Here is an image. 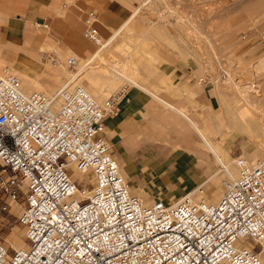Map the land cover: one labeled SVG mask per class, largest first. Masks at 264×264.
<instances>
[{"label": "built area", "instance_id": "obj_1", "mask_svg": "<svg viewBox=\"0 0 264 264\" xmlns=\"http://www.w3.org/2000/svg\"><path fill=\"white\" fill-rule=\"evenodd\" d=\"M99 18L89 9L83 28L97 44ZM125 91L99 101L75 80L53 93L24 91L12 66L0 69V191L23 194L27 240L14 249L0 242V264H264V159L238 154V174L217 202L196 193L145 201L130 191L106 133Z\"/></svg>", "mask_w": 264, "mask_h": 264}, {"label": "rangeland", "instance_id": "obj_2", "mask_svg": "<svg viewBox=\"0 0 264 264\" xmlns=\"http://www.w3.org/2000/svg\"><path fill=\"white\" fill-rule=\"evenodd\" d=\"M26 1L28 3L25 2L24 5H16L17 8L13 9L12 16L6 15L4 17L11 24H20L24 30L26 29L29 38L26 40L25 48L19 49L9 42L13 34L9 35L5 29H0V42L7 43V46H4L1 50L0 55L4 62L0 63V69L5 65L13 66V64L17 68L16 63L21 60L18 53L19 51L24 52L31 58L32 63L23 59L21 61L24 63L21 64L22 68L30 73H36L37 79L50 90L48 92H54L69 80L68 78L79 74L78 66H69L68 57L71 55L76 56L75 52L87 55L93 49L99 47V44L91 41L83 34L84 17L88 9L95 8L98 10L101 25L104 20V11L108 13L112 8L113 12H110V15L106 17L115 20V26H119L135 10L140 11L136 14L135 20L133 18L131 28L134 27V29H128V32H124L129 39L124 33L121 34L115 41V48L120 45L130 46L133 58L136 59L135 62L139 60L142 62H136L141 75L157 81L163 79V82H161L163 89L172 95L174 94L173 79L164 75V72L160 70V65L168 68L169 63H182V61L191 64L194 70H190L192 72L190 78L194 77L193 79L196 81L208 83L207 87L215 86L221 97V107L210 110L207 106L192 101L190 103L192 109H186L190 114V116L188 115L189 118L194 119L197 123L198 120L213 119L214 124L208 128L209 131L206 129V132L211 133L209 137L214 144H220L218 139L226 137L230 140L231 137L238 136L234 143V152L225 148L226 146L223 147L226 155L229 156L228 165L232 169L234 168L236 174L235 157L238 154L246 155L253 163H256L259 159H264V37L262 36L264 33V0H198L199 2L194 5H188L180 0H166L167 4L165 0H163L164 2L162 0H95L94 3L92 1L89 3V0H86L85 7L81 6L83 0ZM33 2H35L34 11L32 17L28 19L24 9ZM44 2L50 4L54 13L57 10L60 13L64 12V7L68 9V12L69 10L76 11L84 8L83 23L79 35L81 39L86 41L83 48L73 47L67 44L65 40H60L52 35L53 26L51 21L57 19V17L44 7H38L40 5L38 3ZM77 4L81 7L79 8ZM255 6L258 7L253 10ZM0 13L2 12L0 11ZM74 18H76L75 15ZM45 20L49 22L48 27L38 24V22ZM75 20L73 19V21ZM182 21L183 23H181ZM191 27L193 29L190 32ZM101 32L103 39H107L113 33L103 27H101ZM165 33L170 37L166 36ZM45 36L51 37L48 39L49 41H45ZM18 37V39H23L21 36ZM126 39L128 42L130 41V44L127 43ZM124 40L125 42H123ZM148 52H151V54ZM52 57L58 58V63L53 62ZM140 57L142 59H139ZM32 59H37L40 63H34L35 61ZM221 63L225 68H220ZM200 76L205 77V81H200ZM83 77L86 78V75L79 74L75 81L82 84ZM165 83L169 84L170 87L165 88ZM123 86H126V92L131 89L130 85L124 84V81H120L118 85L106 93L96 90L95 85L90 86V88L96 92L97 99L103 101L108 95ZM188 86L190 85L187 84ZM161 106L166 107L162 104ZM199 109L201 110L199 111ZM260 109L262 110L260 111ZM167 110L169 109L166 107V113L171 112ZM180 117V120H178L185 128L184 130L191 131L190 127L185 125L184 118ZM164 118L167 121H172L169 116ZM222 121L223 125H221ZM181 125H177V127H181ZM177 127L168 124L165 128L154 130L149 136H146L151 139L153 147L158 145L166 147L168 153H170L174 151L172 148L174 144L178 145V141H180L181 132L180 129H176ZM107 132L109 131L107 130ZM183 139L190 141L191 137L187 136ZM172 140L175 141L172 142ZM240 146L244 150L238 152ZM219 167L215 164L212 169L216 170ZM218 175H220V183L217 189L220 198L224 192V180L229 176L225 170H220ZM158 176L163 178L165 175L158 172ZM128 183L130 184V181ZM165 183L167 185L171 184L170 180ZM198 184L200 182L194 184L191 188L196 187ZM133 189H135V186L131 188V191ZM190 191L188 190L185 194ZM169 193L163 192L158 197L161 196L167 201ZM196 194L201 196L198 192ZM7 197L1 198L0 202V242L14 249L16 247L12 244H14L15 239H19L20 244L27 245L25 228L19 220L24 196L21 194L17 199L19 202L17 203L18 210L12 207L11 202L7 201ZM2 204L7 205V207H3Z\"/></svg>", "mask_w": 264, "mask_h": 264}, {"label": "crops", "instance_id": "obj_3", "mask_svg": "<svg viewBox=\"0 0 264 264\" xmlns=\"http://www.w3.org/2000/svg\"><path fill=\"white\" fill-rule=\"evenodd\" d=\"M0 1L2 2V3L0 2V11L2 12L0 13V24H1L0 29H5L9 35L13 34V37L12 38L10 37L11 39L9 42L14 47H17L19 49H24L26 40L29 38L26 29L24 30L20 24H15V23L11 24L7 20H5L4 16L6 15L12 16L13 9L17 8L16 5L17 4L18 6H21V4L24 5L25 2L27 1L26 0H0ZM90 1H92L93 3L96 2L95 0H89V3ZM38 4H40L38 5V7H44V9L49 10L51 13H53L55 17H57V19L51 21V24L53 26L52 35L55 38H59L60 40L61 39L65 40L67 44L73 47L75 46L81 48L84 47V43L86 44V41L81 39L79 35L83 23L82 15L83 12L85 11L84 8H80V7L86 6L87 4L86 0H83V2H81V6L77 4L80 10H76V11L69 10L68 12L67 11L68 9L64 7L63 8L64 12L61 13L59 10H57L58 12L56 11V13H54V10L50 7V4H48L47 2L38 3ZM34 6H35V2L25 7L24 9V12L27 14L28 19L32 17ZM110 12H113L112 8L108 11V13L104 11L103 14L104 20L102 21L101 25L98 22L100 32H101V27H103L104 29L107 28V31H111L112 29L115 30L119 28L123 24V22L127 19V18L124 19L123 22L119 26L116 25L117 26L116 27L114 25L116 21L113 20L112 18L106 17L110 15ZM74 15L76 16V18H74ZM73 19L76 20L73 21ZM18 36H21L23 39H18L19 38ZM50 38L46 37L45 41ZM4 46H7V43L1 41L0 54ZM96 51H97V47L87 55L80 54L77 52H75V55L77 57L87 59L92 57L96 53ZM18 55L21 56L20 57L21 60L18 63H16L17 68L15 67L14 64L12 66L16 70V72L27 77L30 80L38 82L43 89L50 91L42 82H40L39 79H37L36 73L35 74L30 73L25 68H22L21 64L24 63L21 61L24 59V61L26 60V62L32 63V61L30 60L31 58L26 53L20 51ZM32 60L35 61L34 63H40L37 59H32ZM2 62L4 61L0 55V63ZM160 70L164 72V75H167L168 77L173 79V84H174L173 95L169 92H166L163 89L161 85L163 79H160L158 81L149 79L147 76H142L139 71L140 86L142 88L149 90L151 93L159 96L160 102L162 103L158 101L159 99H155L154 97L148 95L142 89L131 88L130 90L127 91V94L122 99L121 101L122 105L118 110V112L106 116L105 124L107 127L106 131L107 130L109 131L107 132V136L112 143V148L115 156L118 155V157L122 160L121 162L126 166H128V168L131 171H134L132 174L133 180L130 182V184L139 185L145 182L144 175L140 174L139 172L140 171L139 168L142 167L140 165L141 163L145 165V163L147 164V162L149 161H156V159H159L161 164H163L164 166L167 165L172 168H176L175 169L176 178L174 179V181L170 180V182L172 183L170 184V186H173V184L178 182L182 183L181 190L177 191L174 197L175 199H177L183 195V192H185L186 190H191L192 189L191 187L194 184L199 183L207 175L206 172L209 171V167L207 166V163L210 164V166L212 167L214 165L213 163L209 162V160H207L205 157L202 159L194 158L195 154L197 153L196 151L197 146L195 145V141L193 139L190 141L187 139H182L180 142L185 149H189L192 152V155L178 156V154L176 153L167 154L169 151L168 149H166V147L160 145L153 147L151 145V141H150L151 139L148 136L151 134L152 131L162 127L165 128L168 124L173 127L175 126L177 127V125H181L179 121L181 115H179L178 113H180L179 111H183L184 114L186 113L187 115L186 114L185 115L189 118L190 114L186 111V109L187 110L192 109V107L190 106V103L192 101H195L198 104L205 105L210 110H216L221 107V97L215 86L207 87L208 83L196 81L195 79H193L194 77L190 78V75H192L191 71L194 70L191 64H188L183 61L182 63L172 62L169 63L168 68L163 65H160ZM187 84H189L190 86L187 87ZM165 85H166L165 88L170 87L169 84L165 83ZM163 100L164 102L166 101L170 103L171 106H166V102L164 103ZM161 104L162 105L165 104V106L169 109L167 111H171V112L166 113V107H162ZM200 110L201 109H199V111ZM175 113L176 116L179 115L178 116L179 118L175 116ZM165 116H169L170 119H172V121L171 122L167 121L164 118ZM184 121L185 123H187L185 118ZM198 122L202 124V127H205L207 129L213 124V119L210 118L206 121L198 120ZM181 127H177L176 129L179 130L181 129ZM185 134L188 137L194 136V133L192 131L185 132ZM237 138L238 136H235L230 141L225 142L224 144L226 145L223 144V147L226 146L225 148H228L230 151L234 152L235 150L234 143L236 142ZM240 150H244V148L242 146L238 147V152H240ZM160 153H163V155L158 156V154ZM148 158L150 160L146 161V159ZM201 160L202 163L204 162L203 164H201L200 162ZM152 195L158 196V193L153 192ZM5 196L6 193L0 191V202H1V198H4ZM7 201H10L12 207L18 210L17 203L12 202L17 200H12L11 198L7 197Z\"/></svg>", "mask_w": 264, "mask_h": 264}, {"label": "bare ground", "instance_id": "obj_4", "mask_svg": "<svg viewBox=\"0 0 264 264\" xmlns=\"http://www.w3.org/2000/svg\"><path fill=\"white\" fill-rule=\"evenodd\" d=\"M162 1H160V2H162ZM142 3L144 4L143 1H142ZM165 3L167 4L166 0H165ZM141 4H140V6H142ZM257 7L258 6L253 7V10H256ZM138 10H139V8H138ZM135 11L123 22V24L119 28H117L115 30H113V29L111 30V32H113V33L107 39L102 40V43L99 44V47H97L96 53L92 57L86 59V58H81V57L75 56L77 58L76 66H78L79 74L82 75V73H83L86 75V78H84V77L82 78L83 79L81 81L82 85H84L89 90V92L94 97H96V99H97L96 92L94 90H92L90 88V86L95 85L96 90H98L100 92L102 91V93H106L108 90L113 89L116 85H118V83L120 81H124V84L130 85L131 88L142 89L148 95L154 97L155 99H159L158 101L160 102L159 96L151 93L149 90L142 88L140 86V84L138 82L140 80V73H139V68L136 66V62H140V63H142V62H141V60L135 62L136 59L133 58V53L130 51L131 50L130 46L120 45L117 48H115L116 45L114 46L115 41L117 40V38L119 36H121V34H123L124 32H128L127 31L128 29H131V30L134 29V27L131 28L133 18L135 20V18L137 17L136 14L140 12V11L139 12L138 11L135 12ZM179 19H181V18H179ZM181 23H183V21ZM36 25L38 26V24H36ZM192 29L193 28L191 27L190 32ZM146 32H148V30H146ZM165 35L168 36L166 33H165ZM125 36L127 37L126 34H125ZM168 37H170V36H168ZM168 37H165V38H168ZM127 39H129V38L127 37ZM123 42H125V40ZM129 42L127 40V43H129ZM134 43H136V42H134ZM148 53L151 54V52H148ZM61 54H64V53H61ZM154 58H156V57H154ZM139 59H142V58L140 57ZM145 60H147V59L145 58ZM138 65H139V63H138ZM79 74H77L75 76L73 75L71 78H68V79L69 80H76V78H77V76H79ZM19 77L21 79V83L24 85V89H23V85H22L23 90L29 91L32 88H39V89L42 88L39 85V83L36 81L30 80L21 74H19ZM247 91H249V90H247ZM50 93H52V92H50ZM126 93L127 92L125 91L124 95L121 97V99L119 101L118 109L112 114H115L119 110V107L121 105V101L124 98ZM244 97L246 98L245 94H244ZM163 102H164V100H163ZM160 103H162V102H160ZM166 106H171V104L166 102ZM254 110H256V109L254 108ZM261 110L262 109H260V111ZM179 112L180 113H178V114L183 116L187 121V123H185V125L189 126L190 130L194 133V136H192L190 139V140L193 139L195 141V145L197 146L196 147L197 153L195 154L194 158L202 159L205 157L207 160H209V162L213 163L214 166H215V164L220 166L216 170H213L212 168H214V166L212 167V166H210V164L207 163V166L209 167V171L206 172L207 175L200 181V184H198L196 187L192 188L189 193H197L198 192L201 194V197H204L209 202L214 203L219 198V195H220L219 190L217 189L218 184L220 183V175H218L219 171L225 170L229 176L228 178L235 177L238 174V168H237V174H236L234 171V168L232 169L230 167V165H228L229 156L226 155V151L223 149V142L230 141L232 137L230 138V140H228V138H226V137L225 138L227 140L225 138L224 139H218L220 144H218V145L214 144L210 140V137H209L211 135V133L206 132V128L205 127L203 128L202 124H200L199 122L197 123L195 120L188 118L184 114L183 111H179ZM221 125H223V121L221 122ZM216 128H217V126H216ZM184 129L185 128H183V127H181V129H180L181 135L179 137L180 141H178L179 146L174 144V146L172 147L174 151H171L170 153H172V154L176 153V154H178V156L192 155V152L189 149H185L182 146V144L180 143L181 140L183 139V137H187L185 134V132H187V131H185ZM208 131H209V129H208ZM236 132H237V130H236ZM173 141H175V140H172V142ZM157 153H158V151H157ZM167 154H169V153H167ZM159 155H163V153L158 154V156ZM116 157L118 158V160L120 162L121 170L125 174L127 181L131 182L133 180L132 174L134 171H131L128 168V166L123 164L121 162L122 160L118 157V155H116ZM149 160H150L149 158L146 159V161H149ZM200 162H201V164L204 163V162L202 163V160ZM251 162H253V161H251ZM140 165L142 167L139 168L140 169L139 172L144 175L145 182L141 183L139 185L129 184L130 191H131V188L133 186H135V189H133L131 192L140 195L145 201H151V200H154L155 198H162V199L166 200L165 198H163L161 196L158 197L156 195H152V193L157 192L158 195H160L163 192L164 193L170 192L168 194L167 201H175L176 199L174 197L176 195V192L181 190L182 183L178 182V183L173 184V186H170V185H167L165 182H167L169 180L174 181V179L176 178V173H175L176 168H172V167L167 166V165L164 167V165L161 164L159 159H156V161H149V162H147V164L145 163V165H143L141 163ZM162 169H164V170L162 171ZM158 172H162V174H164L165 176L163 178L158 176ZM75 174H77V173H75ZM77 176L80 178H83L79 174H77ZM158 177H159V179H158ZM164 179H165V182H164ZM224 187H225V185H224ZM187 191L188 190H186L185 192H187ZM185 192H183V194H185ZM15 203H19V202L16 201ZM26 244H27V242H26ZM12 245H14L15 247L26 246V245L20 244L19 239H15L14 244H12ZM263 257H264V253H263Z\"/></svg>", "mask_w": 264, "mask_h": 264}]
</instances>
